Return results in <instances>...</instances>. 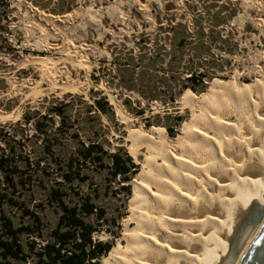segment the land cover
Here are the masks:
<instances>
[{
  "label": "rangeland",
  "instance_id": "374dc122",
  "mask_svg": "<svg viewBox=\"0 0 264 264\" xmlns=\"http://www.w3.org/2000/svg\"><path fill=\"white\" fill-rule=\"evenodd\" d=\"M33 9L55 20L37 18ZM29 59H48L50 64L37 66ZM149 59L157 62L147 69ZM126 63L135 69L124 76ZM196 72L203 79L190 82ZM235 79L244 85L264 83V0H0V112L12 114L0 118V124L24 121L36 111L44 115L61 104H69L70 115L80 121L95 114V101L102 100L109 113L97 111L100 117L90 129L109 153L123 148L138 165L126 208L111 192L101 200L110 217L119 218L120 227L117 235L103 230L94 238L112 242L113 247L124 238L135 182L149 153L145 144L132 152L131 133L156 129L171 141L181 138L183 128L193 121V110L182 105V96L201 97L213 82ZM68 81L78 87L63 91ZM37 82L43 94L32 93ZM53 83L58 84L52 88ZM169 86L177 92L175 102ZM199 88L203 90H194ZM54 119L59 125L61 118ZM27 129L34 132L31 124ZM17 212L8 209L6 216L19 217V225L24 220ZM56 222V215L48 212L45 237L36 238L38 243L45 244ZM21 240L28 238L23 235Z\"/></svg>",
  "mask_w": 264,
  "mask_h": 264
},
{
  "label": "bare ground",
  "instance_id": "6f19581e",
  "mask_svg": "<svg viewBox=\"0 0 264 264\" xmlns=\"http://www.w3.org/2000/svg\"><path fill=\"white\" fill-rule=\"evenodd\" d=\"M63 86L78 87L70 81ZM32 93H44L40 82ZM180 101L193 110L181 138L171 141L156 129L131 133L132 152L145 144L149 153L135 182L124 238L103 264H240L264 223V83L216 81L207 94L185 93ZM11 116L0 112L2 119Z\"/></svg>",
  "mask_w": 264,
  "mask_h": 264
},
{
  "label": "trees",
  "instance_id": "16d2710c",
  "mask_svg": "<svg viewBox=\"0 0 264 264\" xmlns=\"http://www.w3.org/2000/svg\"><path fill=\"white\" fill-rule=\"evenodd\" d=\"M148 62L147 69L157 61ZM124 66V76L135 69L129 63ZM197 79L203 75L196 72L189 77L190 82ZM169 87L175 102L177 92ZM95 104L96 113L80 121L70 115L69 104H61L44 115L36 111L24 121L0 124V264H100L112 250V242L94 238L103 230L117 235L115 229L120 227L119 218L110 217L101 200L111 192L126 208L138 165L123 148L109 153L90 129L100 117L97 111L109 113L107 102ZM55 115L61 118L59 125ZM30 124L33 133L28 132ZM168 132L173 134L172 129ZM97 175L103 179L97 180ZM8 209L18 211L24 221L17 225L20 218L6 216ZM48 212L56 215L57 222L41 244L36 238L45 237Z\"/></svg>",
  "mask_w": 264,
  "mask_h": 264
},
{
  "label": "water",
  "instance_id": "95a60500",
  "mask_svg": "<svg viewBox=\"0 0 264 264\" xmlns=\"http://www.w3.org/2000/svg\"><path fill=\"white\" fill-rule=\"evenodd\" d=\"M240 264H264V223L252 241Z\"/></svg>",
  "mask_w": 264,
  "mask_h": 264
},
{
  "label": "built area",
  "instance_id": "2783aa9c",
  "mask_svg": "<svg viewBox=\"0 0 264 264\" xmlns=\"http://www.w3.org/2000/svg\"><path fill=\"white\" fill-rule=\"evenodd\" d=\"M199 74H200V73H198L197 76H198ZM192 75H193V74H192ZM192 75H191V76H192Z\"/></svg>",
  "mask_w": 264,
  "mask_h": 264
}]
</instances>
